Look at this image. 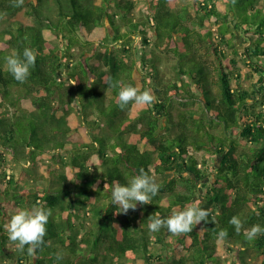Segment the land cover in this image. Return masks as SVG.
<instances>
[{
    "label": "trees",
    "instance_id": "trees-1",
    "mask_svg": "<svg viewBox=\"0 0 264 264\" xmlns=\"http://www.w3.org/2000/svg\"><path fill=\"white\" fill-rule=\"evenodd\" d=\"M24 9L34 24L11 20ZM0 17L5 264H264V233L244 236L264 228L263 0H0ZM25 47L36 59L20 83L4 57ZM136 74L156 99L121 110L117 86L137 83ZM11 162L29 171L45 162L47 184L21 185ZM140 169L158 194L116 214L113 181L126 184ZM194 202L209 215L191 233L148 229L154 212L166 218ZM33 206L52 210L34 257L3 226L11 211Z\"/></svg>",
    "mask_w": 264,
    "mask_h": 264
},
{
    "label": "clouds",
    "instance_id": "clouds-1",
    "mask_svg": "<svg viewBox=\"0 0 264 264\" xmlns=\"http://www.w3.org/2000/svg\"><path fill=\"white\" fill-rule=\"evenodd\" d=\"M24 2L25 0H13V6L20 7ZM32 2L35 3V0H32ZM35 59L36 53L29 47H25L22 54L13 51L4 57L7 71L20 83L26 82L30 75V68L35 64ZM117 87L118 106L121 110L130 103L148 106L156 99L151 90L143 88L138 82L135 84H119ZM105 187L106 185H104ZM159 188L160 185L144 169H140L138 174L130 177L126 184H121L118 180L113 181L111 199L113 205L118 206L120 209L116 214H127L130 209L135 210L138 203L141 205L151 204V199L158 194ZM51 215L52 210L43 206L17 209L10 216L6 225L8 239L14 242L20 251H23L27 246L28 255L34 257L37 250L45 242L46 225ZM208 215L209 213L206 210L194 202L183 207L173 208L171 214L166 218L162 217L159 211L154 212L148 217V229L157 232L161 228H167L171 234L181 236L191 233L193 228L202 221L207 222ZM229 223L234 226L237 234L241 232L243 222L238 215H234ZM203 230L201 229V231ZM261 233H264V228H261L258 224L244 230V236L248 241L254 240ZM227 236L226 229H222L218 234V238L221 240ZM61 258L62 256L58 254L57 259Z\"/></svg>",
    "mask_w": 264,
    "mask_h": 264
},
{
    "label": "rangeland",
    "instance_id": "rangeland-1",
    "mask_svg": "<svg viewBox=\"0 0 264 264\" xmlns=\"http://www.w3.org/2000/svg\"><path fill=\"white\" fill-rule=\"evenodd\" d=\"M263 3H264V0H263ZM236 6L238 8V4H236ZM236 6L233 7L234 10L236 9ZM146 10H147V6H144L143 7V11L145 12ZM238 11H240L239 8H238ZM11 20L13 22L20 21V22H22V23H24L26 25H32V24L35 23L33 17H31V16H29L27 14L26 9L20 11ZM241 35H243V32H241ZM140 42H141V40L139 39L138 42L136 43V45H139ZM245 46H246L245 44L244 45H243V43L241 44L240 48H241L242 51L245 48ZM164 70H165V78L167 80H171L172 77H173V75L171 73V70L168 67L164 68ZM136 78H137L138 82L141 84L140 74H136ZM192 106L194 108L197 107L196 105H192ZM221 133H222V131H221V129H219V134H221ZM56 138L57 139H60L61 136H57ZM68 153L69 152H67V153L64 152L63 153V156L66 157V158H68V155H69ZM50 162H51V164H56V162H52V160ZM42 164H46V163L45 162H40V164H37L36 171H29L28 170V165L25 166L24 164L21 165V164L15 163V162H11V164L8 166V170L7 171H8V174L11 175L12 177H14L15 179H17L21 185L28 184L29 186H31L32 184L35 185V183L42 181V186H45L47 184L46 180L45 179H41V176L42 177L43 176L45 177V175H46L45 171L41 167ZM216 165L218 166L219 163L217 162ZM26 195H27V193L25 194V196ZM28 208H31V207H28ZM11 212L13 214V211H11ZM8 221L9 220H6L5 221V224L3 225L5 230H7L6 229V225H7ZM0 224H1V219H0ZM90 225H92V224H89V226ZM154 246L155 245H153L152 247L154 248ZM5 253H8V251H5ZM255 255H257V254L256 253H252V259H253L252 261H259V258H256L255 259L253 257ZM1 257H2V254L0 255V264H5V263L8 262L7 260L3 259L4 256H3L2 260H1ZM255 257H258V255L255 256ZM168 258L169 257H167V259ZM229 258H230V256H228V258H225V259L228 260ZM14 264H18V263L15 262ZM22 264H30V263L29 262H26V263H22ZM100 264H105L103 262L102 258L100 259ZM111 264H123V261H120V259H114ZM130 264H132V263H130ZM133 264H139V263H133ZM159 264H166V262L165 263L164 262L163 263H159ZM225 264H230V262L229 261H226Z\"/></svg>",
    "mask_w": 264,
    "mask_h": 264
}]
</instances>
